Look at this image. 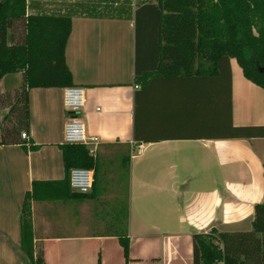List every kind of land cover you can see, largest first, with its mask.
Wrapping results in <instances>:
<instances>
[{
	"label": "crops",
	"instance_id": "obj_1",
	"mask_svg": "<svg viewBox=\"0 0 264 264\" xmlns=\"http://www.w3.org/2000/svg\"><path fill=\"white\" fill-rule=\"evenodd\" d=\"M76 1L29 0L28 12ZM72 26L66 61L86 91L81 114L87 132L99 137L103 157L129 143L130 171L121 178L117 162L99 200L32 201L36 251L44 250L46 264H194L195 233L215 226L248 230L264 197V136H228L224 83L177 75L142 85L135 77L134 18L77 14ZM164 43L163 72L179 73L185 54ZM231 75L232 122L264 125V88L243 74L235 57ZM21 83L20 74H6L0 91ZM64 88L29 89L30 146L25 138L26 144L0 142V264H30L21 245L25 193L36 178L66 175L60 144L70 115ZM136 118L142 141L135 140ZM124 202L129 259L119 238L105 234L106 219Z\"/></svg>",
	"mask_w": 264,
	"mask_h": 264
},
{
	"label": "trees",
	"instance_id": "obj_2",
	"mask_svg": "<svg viewBox=\"0 0 264 264\" xmlns=\"http://www.w3.org/2000/svg\"><path fill=\"white\" fill-rule=\"evenodd\" d=\"M28 6L29 0H0V78L22 72L20 85L0 91V110L7 109L0 123V142L26 144L21 132L30 121V88L75 84L66 48L72 18L77 14L134 18L137 83L144 85L158 76L177 75L220 79L228 93V136H264V125H235L231 111L232 57L246 77L264 88V73L259 69L264 66V0H78L68 2L65 9L32 13ZM184 18H191V29L179 27ZM165 39L174 44L179 39L185 41L186 64L179 73L163 72ZM142 138L136 118L135 140ZM120 146L116 156L109 158L99 151L93 154L84 143L60 144L66 175L34 179L22 202L21 245L30 264H46L44 250L36 251L32 201L99 200L106 193L109 172L117 162L121 178L129 176L132 149L129 143ZM74 166L94 168L90 192L70 186ZM128 217V203L124 202L106 219L105 226V234L119 238L127 259L131 245ZM253 217L248 230H220L215 226L208 232L195 233L194 264H264V200L255 204Z\"/></svg>",
	"mask_w": 264,
	"mask_h": 264
},
{
	"label": "built area",
	"instance_id": "obj_3",
	"mask_svg": "<svg viewBox=\"0 0 264 264\" xmlns=\"http://www.w3.org/2000/svg\"><path fill=\"white\" fill-rule=\"evenodd\" d=\"M63 97L70 115L64 130L65 141L84 143L93 154H97L99 137L88 134L86 122L81 114L87 102L85 88L77 84L67 86L64 88ZM21 134L27 139V146H30V133L23 130ZM94 177V168L74 166L70 172V186L77 191L90 192L93 188Z\"/></svg>",
	"mask_w": 264,
	"mask_h": 264
},
{
	"label": "rangeland",
	"instance_id": "obj_4",
	"mask_svg": "<svg viewBox=\"0 0 264 264\" xmlns=\"http://www.w3.org/2000/svg\"><path fill=\"white\" fill-rule=\"evenodd\" d=\"M193 16L195 17L194 13H193ZM190 20H191V18H188V19L184 18V19H182V21H180L179 27H181V25H182V27H184V28H190L191 29ZM184 34L185 33H183L182 36H185ZM177 44H178L179 47H182L183 54H185L184 53L185 52V41H184V39H179ZM16 74H20V76H22V72L21 71H16V73L7 74V77H12L13 75H16ZM6 111H7L6 108L0 110V123H1L2 119L4 118V114H5ZM126 184H127V181H126ZM263 200H264V197H263ZM251 227H252V224H251V226L248 229H251Z\"/></svg>",
	"mask_w": 264,
	"mask_h": 264
},
{
	"label": "water",
	"instance_id": "obj_5",
	"mask_svg": "<svg viewBox=\"0 0 264 264\" xmlns=\"http://www.w3.org/2000/svg\"><path fill=\"white\" fill-rule=\"evenodd\" d=\"M259 69H260L261 72L264 73V66H259Z\"/></svg>",
	"mask_w": 264,
	"mask_h": 264
}]
</instances>
